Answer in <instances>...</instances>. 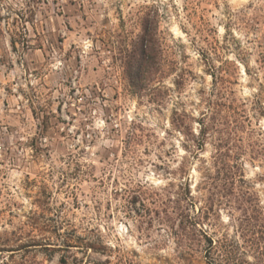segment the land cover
I'll return each mask as SVG.
<instances>
[{
	"label": "rangeland",
	"instance_id": "374dc122",
	"mask_svg": "<svg viewBox=\"0 0 264 264\" xmlns=\"http://www.w3.org/2000/svg\"><path fill=\"white\" fill-rule=\"evenodd\" d=\"M257 202L264 0H0V235L50 248L0 261L181 264Z\"/></svg>",
	"mask_w": 264,
	"mask_h": 264
},
{
	"label": "trees",
	"instance_id": "16d2710c",
	"mask_svg": "<svg viewBox=\"0 0 264 264\" xmlns=\"http://www.w3.org/2000/svg\"><path fill=\"white\" fill-rule=\"evenodd\" d=\"M147 47L140 48L139 60L136 64L134 73L130 74V82L136 85L144 73V64L148 61ZM147 58V59H146ZM200 214V213H199ZM179 236L176 244L178 254L177 258L181 264H264V208L259 206V202L254 203L249 209H243L241 216L236 220L233 226V234L228 232L219 233L217 230L207 232L200 221V215H185L178 213ZM33 228V227H31ZM24 232H11L10 234L0 235V253H14L28 251L29 248L41 247L50 249L49 246L38 244L33 235H28L29 243H23ZM10 238H13L10 240ZM21 242L16 247L10 246L9 243ZM74 247L72 242L62 241L56 249L68 250ZM245 247V248H244ZM247 248V250H245ZM54 249V248H53ZM92 249V248H91ZM93 250V249H92ZM250 254L252 261L244 258ZM11 254L10 256H12ZM76 261V258H74ZM60 264H67L66 257L60 258ZM0 264H28L25 259L20 262L11 260V257L1 260Z\"/></svg>",
	"mask_w": 264,
	"mask_h": 264
}]
</instances>
